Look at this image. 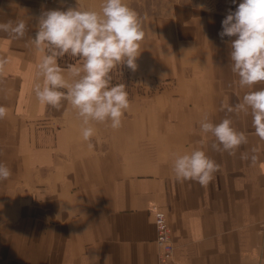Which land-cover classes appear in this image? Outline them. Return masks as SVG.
Listing matches in <instances>:
<instances>
[{"label": "crops", "instance_id": "0c3cea01", "mask_svg": "<svg viewBox=\"0 0 264 264\" xmlns=\"http://www.w3.org/2000/svg\"><path fill=\"white\" fill-rule=\"evenodd\" d=\"M232 0H151L138 13L145 33L137 69L112 70L130 107L122 126L85 127L69 101L41 104V53L31 44L43 11L82 8L67 0H0V23L24 20L26 35L0 32V264H158L150 209L165 212L179 264H264V140L249 112L229 113L249 91L231 71V39L219 36ZM58 64L69 84L70 65ZM66 91V89H62ZM232 120L247 143L217 152L200 122ZM199 148L219 170L206 186L177 180V156ZM247 155L248 159H242ZM256 161H251L252 156Z\"/></svg>", "mask_w": 264, "mask_h": 264}, {"label": "clouds", "instance_id": "9594fccd", "mask_svg": "<svg viewBox=\"0 0 264 264\" xmlns=\"http://www.w3.org/2000/svg\"><path fill=\"white\" fill-rule=\"evenodd\" d=\"M37 24L31 44L43 54L37 66L43 82L34 88L38 101L56 110H60L62 101H69L85 125L82 135L86 141L94 135V128L88 126L90 121H110L111 128L121 127L130 101L125 84L113 85L111 73L122 65L132 71L137 69L140 42L145 36L138 13L124 0H104L99 12L79 7L43 11ZM27 31L28 25L22 19L0 23V32L13 39L23 38ZM219 36L234 38L230 43L231 71L238 76L240 86L252 88L264 82V0H240L235 11L229 10L222 20ZM65 54L82 61L79 66H69L72 75L79 77L72 84L66 81L64 69L58 64V58ZM7 63L6 58H0V71ZM222 108L229 113L250 110L255 133L264 140V88L247 92L235 106L225 104ZM6 115L7 108L0 105V119ZM200 129L204 134L211 133L218 142L212 145L217 152L234 155L247 143L246 134L233 128L228 118L218 124L205 118ZM242 159L248 156L242 155ZM251 161L255 163L256 156ZM218 170L219 165L199 148L177 156L173 165L177 180L202 186L208 185ZM11 175L10 168L0 163V181Z\"/></svg>", "mask_w": 264, "mask_h": 264}, {"label": "built area", "instance_id": "2783aa9c", "mask_svg": "<svg viewBox=\"0 0 264 264\" xmlns=\"http://www.w3.org/2000/svg\"><path fill=\"white\" fill-rule=\"evenodd\" d=\"M73 56L65 54V56L60 57V61L64 65L71 64ZM112 81H113V74ZM153 215V221L156 232V246H157V259L158 264H179L174 255V245L171 236V230L166 221L165 212L159 207H152L150 209Z\"/></svg>", "mask_w": 264, "mask_h": 264}, {"label": "rangeland", "instance_id": "374dc122", "mask_svg": "<svg viewBox=\"0 0 264 264\" xmlns=\"http://www.w3.org/2000/svg\"><path fill=\"white\" fill-rule=\"evenodd\" d=\"M67 1H73L80 5L82 10H94V11H101L102 5L104 0H67ZM151 0H124V2L130 7L134 8L136 6H139L140 8H143V10H147V8L150 6Z\"/></svg>", "mask_w": 264, "mask_h": 264}]
</instances>
